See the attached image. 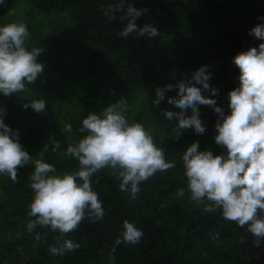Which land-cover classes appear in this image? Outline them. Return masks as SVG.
I'll list each match as a JSON object with an SVG mask.
<instances>
[{
  "label": "trees",
  "instance_id": "16d2710c",
  "mask_svg": "<svg viewBox=\"0 0 264 264\" xmlns=\"http://www.w3.org/2000/svg\"><path fill=\"white\" fill-rule=\"evenodd\" d=\"M148 13L137 19L161 31L153 39L120 36L124 26L109 20L104 9L115 0H3L0 26L23 21L29 30L26 47L43 49L38 56L44 70L28 93L0 94L6 109L4 122L19 130V142L32 156L43 154L55 174L73 173L78 161L65 155L69 144L78 142L82 120L90 112L130 95L125 114L129 123L139 122L151 133L175 167L140 184L135 199L119 189L111 169L92 177V188L102 201L103 220H84L64 237L79 247L64 255H51L58 232L37 226L27 229L34 193L30 187L31 164L18 170L17 182L0 174V264H264V240L256 246L245 228L225 220L220 211L206 213L190 200L182 164L184 150L194 141L200 150L226 152L215 144L218 114L200 105L206 131L183 130L177 139L175 119L166 120L162 110L179 111L167 103L176 91L154 106L155 89L190 78L201 65L212 73L213 97L227 114L228 92L239 85V69L232 58L259 40L250 29L264 17V0H129ZM204 95L211 96L209 92ZM44 99L46 109L37 113L24 104ZM189 110V113L190 114ZM160 117H159V115ZM71 124V133L63 132ZM60 147L53 149V145ZM183 188L185 195L177 196ZM128 220L143 231L139 243L115 240ZM20 227V229H19ZM19 234L14 238L15 232ZM39 234V238H37ZM216 236L218 238L213 239ZM245 241L241 243V237Z\"/></svg>",
  "mask_w": 264,
  "mask_h": 264
},
{
  "label": "clouds",
  "instance_id": "9594fccd",
  "mask_svg": "<svg viewBox=\"0 0 264 264\" xmlns=\"http://www.w3.org/2000/svg\"><path fill=\"white\" fill-rule=\"evenodd\" d=\"M147 13L146 7L137 8L129 0H115L104 9L109 20L118 18L123 23L120 31L123 38L133 34L148 39L161 36L154 24H137V19ZM260 20L249 31V35L260 41L258 46H250L232 58L239 69V85L228 92L230 111L227 114L213 98L218 89L209 83L212 73L208 65H201L190 78L157 87L152 101L154 106H159L166 92L176 91L175 96L167 98V103L179 111L162 110V114L166 120L178 122L175 125L177 139L183 130L194 129L197 134L206 131L200 105L209 106L218 114L214 142L226 152L214 154L210 149L200 150L197 141L183 152L189 198L202 206L203 212L220 211L225 220L246 227L255 238L256 246L264 240V17ZM28 38L29 30L23 21L0 26V94L4 96L28 93V86L34 84L44 70L43 63L37 59L43 49L26 47ZM204 92L212 95H204ZM23 107L43 113L46 102L31 99ZM127 111L126 99L121 97L103 108L102 113L90 112L85 116L80 132L86 134L78 142L69 144L65 152L78 161V170L55 174L56 168L45 162L42 153L32 156L22 147L19 130L4 122L6 109L0 107V174L17 182L18 170L29 164L33 166L29 179L34 196L28 213L33 219L27 229L33 232L40 226L60 234L57 243L49 246L51 255H64L79 247L78 242L64 237L75 232L84 220H103L102 201L92 188L95 174L111 169L120 181L119 189L135 199L142 182L157 172L175 167L144 125L129 123L124 114ZM62 131L71 133L73 127L69 123ZM59 147L58 142L53 145L54 150ZM184 195L183 188L177 191L178 197ZM142 237L143 231L125 220L112 251L122 243L137 244ZM244 241L242 236L241 243Z\"/></svg>",
  "mask_w": 264,
  "mask_h": 264
},
{
  "label": "rangeland",
  "instance_id": "374dc122",
  "mask_svg": "<svg viewBox=\"0 0 264 264\" xmlns=\"http://www.w3.org/2000/svg\"><path fill=\"white\" fill-rule=\"evenodd\" d=\"M121 97L125 98V99H126V102H128L129 99L131 98L130 95H125V96H121ZM121 97H118V98L120 99ZM0 107H3V105L1 104ZM157 111H158V112L162 111V107L159 106ZM158 115H159V114H158ZM159 117H160V115H159ZM19 229H20V227H19ZM18 234H19V230H17V231L15 232V234H14V238H16V237L18 236Z\"/></svg>",
  "mask_w": 264,
  "mask_h": 264
}]
</instances>
